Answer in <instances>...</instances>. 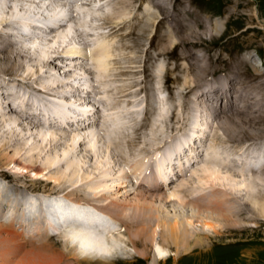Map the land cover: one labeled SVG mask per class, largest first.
<instances>
[{
    "label": "bare ground",
    "instance_id": "6f19581e",
    "mask_svg": "<svg viewBox=\"0 0 264 264\" xmlns=\"http://www.w3.org/2000/svg\"><path fill=\"white\" fill-rule=\"evenodd\" d=\"M83 1L84 0H82V2L74 1L71 3L69 2V0H58L54 2V6H51V5L47 6V3L51 1L49 0L48 1H44V0H0V25H3L8 21L9 25L11 26L16 25V24L19 25L20 30L18 31H21V29H24L25 34H22V31H21V34L31 38V40L33 41V43L31 44L32 51L34 50L33 53H36V55L38 56L39 62L44 63L43 59H47L45 50L48 51L49 49L47 50V48H44L43 45L39 42V40H37L39 37L34 36V35H45V34L48 35V33L49 34L56 33L57 37L55 38V42L63 46L67 42L69 37L71 36L73 29H72V25L70 27L69 24H72L74 22V19H80L79 23H81L82 24L81 26H83L85 29L88 27H92L91 26L92 22L97 21L98 19L102 18L101 17L102 12H105L107 10H110V12H113L114 10L111 9V6H113L114 3H117L118 5H125L124 7L119 8V10L117 9L113 13H111V16H109L110 18L105 19V21L103 22V25L94 26V28L92 29L94 33L90 32V30H87L89 31V36L91 37L94 36L96 38V43L91 45L93 46L92 49L83 50L82 47H81L82 49H79V46L75 47L76 46L75 45L74 47H71L70 49L68 48V50L65 52L66 53L65 57L69 61H72V59L74 58L82 60L83 57L88 56L87 55L88 53H86V51L90 53L92 52V54H90V58H91V61L93 60V62H95V65L98 66L99 70L97 72V79L100 81L101 79L103 80V78H105L106 75L109 76L107 71H108V68L110 67V59L114 57V52L112 51L114 49L111 48L112 47L111 43L107 41L108 40L107 38L112 37V36L114 37V35H118L122 42V46L126 45L128 42H130L133 39L132 34H136L134 36L135 37L137 36L136 38L140 39L141 38L140 33L145 32L146 27H148L151 24L149 22L150 19L154 16V14L156 15L162 9V4L165 6L164 9L166 10H167V4H168L167 1L155 0L153 2V5H154V8L157 10L156 12H151L147 7L139 8L138 10V7H140L141 4L137 5V7L134 6L135 7L134 9H136L138 12H141V15H137L138 13L137 14L135 13V15L132 18H129L127 14L128 13L127 9L130 8L129 5H132L131 1H128V0H97V1L91 0L92 2L90 0H85L84 2ZM137 1L138 3L139 1L143 2V0H137ZM37 2L42 3L43 6L38 5ZM117 4H115V6ZM240 5L242 6V4ZM19 6H23V8L21 9H24V7H29L28 11L22 12V10L21 11L18 10ZM237 7L239 8V4L237 5ZM8 8H10V10H8ZM181 13H183L182 10L180 13H178V10L174 8V10L171 11V13L166 14L167 16H162L159 13L157 14V20L156 21L154 20L155 22H153V27L156 26L158 28L156 32H159V33H157V35L152 38V41L150 44L151 47L146 50H150V51L153 50L152 49L153 41L160 33H161V36H160L161 39L163 38V41L169 43V46L167 49H171V47L175 45V42L177 40L172 36L171 37L166 36L165 32L170 31L171 29L173 31L176 29L177 31L179 27H180L179 32H181L182 22L186 20V18ZM126 16L127 18L124 20ZM16 19H22V20L17 22ZM23 19L27 20V22H25ZM100 20L102 21V19ZM204 20H202V22L204 21V26L208 22L210 23L209 17L205 18ZM34 21L39 23V25L35 26V28L33 27V24H32ZM48 22L52 23V25H55L56 26L55 29L52 30L51 32L41 31L42 29L40 28V25L47 24ZM166 25L168 26L165 27ZM185 26H188L187 32H192V31L195 32L196 30L192 25L186 24ZM62 27H66V29H63ZM214 27H213L214 30L219 32L218 25L216 24ZM33 30L36 31V33H32L31 31ZM101 30H105V31H101ZM99 31H101V33H99ZM210 33H211L210 30L202 32V33L197 31L194 35H192V37L187 38V41H188L187 43L196 44L197 41L199 42L203 40L202 35H204L205 38H207L210 35ZM173 36H176V35H173ZM11 37L14 38L13 36ZM211 37H212L211 39L216 38L213 35H211ZM77 38H78V35H77ZM145 38L146 37H144V39ZM132 43L133 42H131V45ZM136 43H139V42H136ZM180 43L181 42L176 43L177 47H179ZM1 47H2V44H1ZM127 50H129V48H127ZM18 52L21 54L20 55L17 53L19 58L25 57L26 59H28V57H26V55L22 53V50ZM12 53L13 55L16 54L15 51ZM189 57H192V56H187V57L185 56L181 58L184 61H186L188 60ZM10 59H11L10 54L9 56H4V58H2L0 61V68L6 71L8 69L7 61H10ZM194 61L195 60H193V62ZM18 62H20V60H18ZM88 62H89V59H88ZM197 62H198V66H197L198 68L196 69L191 68L190 69L191 71L193 70L196 72L200 71L201 73L206 72V70L208 71V68L205 70L206 64H208L207 62L206 64H205V61L198 60ZM244 62L248 64H252L253 58H248L246 60L244 59ZM244 62L239 63L240 66L242 64V67H243V65L245 64ZM263 65H264V62H263ZM240 66H238V68ZM250 67H252V70L257 75L256 79L257 80L259 79V81L257 82V84L259 85H256V86L254 85L256 81L255 83H250L253 81V79L252 80L244 79L246 80V82L244 81V85L240 86L241 88L239 90V92H241L240 95L243 96V101L240 103H237L234 100H232L231 105H235L234 108L235 110L237 109L238 115L243 114V117L248 116V113L250 112V117H251L250 119L242 120V118H240V116H237L236 114L235 118H233L232 120L235 121L234 119H239L237 122V125H240V126L242 125L241 134H245L246 136L253 138L255 137L254 134H260V135L264 134V130H261L262 128H264V72L259 71L257 67L254 65V63ZM10 69H12V67H10ZM93 70H94L93 73L96 72L95 69ZM164 70L165 69L159 70V74L155 76V82L158 85L161 84V79H162L161 76ZM234 76L235 74H233V76L230 73L227 74V79H229L228 82ZM86 78L87 80L89 79L87 76ZM78 81L80 82L81 80H78ZM95 81L94 83H96ZM245 84H249V85L246 86ZM194 86L195 85H193L192 87ZM227 86L226 84H223L222 87L221 86L218 87L217 90H215L212 94L209 91H211L214 87H211L209 90H207L208 87H206L205 88L206 90L200 89L196 93H194V96L196 98V102L199 105V108L201 104L207 106L208 108L207 109L205 108L204 110L201 107L202 110H200V112H198L199 110H197L195 113H192L194 107L196 106L194 105L193 107L192 106L190 107L191 109L189 112H187V114L189 113L193 119H194L193 114L194 116H197V121L193 125V127H191V133L185 134V135L178 134L177 140L176 139L170 140L168 137L169 135L166 136L167 134H164V132H162L164 130L162 126L165 122V119L169 116V113L166 109L168 108L167 107L168 105L167 106L165 105L166 102L164 101L161 93L157 95L159 96V98L154 99V100H155V103L159 105L157 106V109H156L157 111H155L156 117L154 116L155 119L152 122V125L148 131L150 133L153 131L152 133L155 132L154 134H161L160 136L158 135V137H155V140L153 141L151 145L156 146L160 144L159 147L161 145L162 146L158 149V151L155 154H153L152 157L145 156L143 152L147 151L148 149L147 148L141 149L140 146H139L138 151L135 150L134 152L132 149V151L129 152V147L131 146L133 148V145H135V142L136 140H138L139 136L136 138V135L138 133L137 134H132V133L125 134V131H126L125 129L126 128L127 130L129 129V126L125 123V120H126L125 118L126 117L128 119L130 117L138 118L139 116H141L142 114L141 110L143 109H139L138 108L139 106H138L137 107L138 109L137 108L134 110L130 109L128 111L125 105L126 103L124 104V102L126 98H134V95H133L134 93H132L131 90L129 89H125V90L120 89L118 91L116 89V91L114 92H116L119 98H121L122 100L120 99L119 103H115L116 101L114 103H111L109 99H106L104 101V104L107 105L108 107L107 110L108 111L111 110L114 114L107 113L108 115L100 116L102 120L100 123V126L95 129L92 128L94 129V133H95L94 138L97 141L98 145L93 146L91 153H93L94 151H95L94 153H97V150L99 151L101 150V152L105 151L104 158H106V161L108 160V162L106 163H108L107 165H109L110 167L115 162L114 156H116V154L123 157L122 158L123 161L125 162L129 161L128 163H125L127 168H124L123 172L121 171L122 174L117 178V183L121 187L119 191L123 192L124 195L128 193L125 191H126V184H128L129 182V177H130L129 172H132L131 174H134L131 178L132 186H136V184H139L138 188L147 186L146 187L147 189L145 188L146 191L142 192L141 194L137 193V195H135L136 197L135 199H137V202H134V205L132 207H128V205L120 204L115 201H111L109 205L107 204L106 205L107 207H105L104 205L101 206L100 203H103V204L107 203L110 199L109 197H107V195L103 194L104 193L102 192L103 185L102 184L96 185L93 189L95 190L96 195L100 196V200L98 199V202H99L98 205H100L103 209L102 216H103L104 222L102 221L100 217L96 218L92 215L94 213L91 212L92 211L91 208L83 209L81 210V213L79 214V218L81 219V221L82 220L85 222L88 221V223L93 222L97 226L94 229H92L89 224L87 225L76 224L75 217L73 215L75 213V209H78L77 206L82 205L83 203L76 202L75 198L71 197L72 195L61 194L60 196H57L55 198L53 196H50V194L49 195L39 194V195L31 196L30 201L33 203V207L31 208L36 207L37 204L38 205L41 204V211H42V208L44 207L43 216L36 218L34 223L38 225L42 223L43 221L48 220L50 223L51 230H54V231L58 229L63 230L62 235L65 237L64 238L65 241L63 242L64 246L62 250H64L68 256H72L74 258L84 260L85 262L86 261L90 262V260L96 261V264H106L110 262L109 261L110 259L117 258V257H123V258L131 257L132 258L133 255H137V256L143 255L144 256V253L142 251L136 250L134 247H136L137 243H142L141 241L142 239H139V237H141L142 234L144 235L146 234V229L142 228L140 232H137L138 234L135 233L134 235H129V233L131 232V227L132 226L137 227L136 229H138L143 223H145L144 226H148L147 228H149L151 227L153 221L155 219L157 220L158 218H162L164 224L158 223L155 229H153V233H154L153 238L147 240L149 243H151V240H152L153 243L151 244L153 248L155 249L153 263L157 261H164V260H167L170 256L177 255L176 253L171 254L168 251V249H166V247L163 246V244H167V245L170 244V245L176 246L177 250L179 251L188 250L191 245L189 236L192 238L199 231L201 233H208V234L214 233V235H218L220 234L219 232L222 230L221 225H223L224 227H229L230 229H232L233 227L236 228L237 225L239 226L245 225L246 227H250L254 229V227L256 226H249L247 222L244 223L242 221L243 223H241V221H238L237 219H233V218L234 217L238 218L244 215H248V217L251 219H256V218L264 219V199H258V196H255V191L257 190V188L264 186V169L254 170V167L252 166V164L256 162L255 158L257 157V154H255L254 151L253 153H250V154L245 152L248 154L247 155L243 153L241 149L236 151L234 148H230V144H227L225 142H222L223 143L222 145L227 146L229 149L228 153L225 152L227 154L226 158L221 159L220 157H217L216 154H209V155L207 154L205 157V161H203L204 159H201L200 153H198L199 150H202L200 149V147H205V143H210L212 140L211 138L210 142H207L209 140L207 138L210 137L207 135V133H208V130L210 129V126L212 125L210 124L212 123V120H213L212 118L217 120L218 119L217 117H222L221 113L225 111L224 109H227L228 111L230 108H232L228 100V96L230 95L231 92L229 93V91L227 90ZM89 87L91 88V86ZM86 89L88 90L89 88L87 87ZM235 89L237 90V87H235ZM5 90L7 94L12 95L9 89L8 90L5 89ZM92 92H94V90H91V91L88 90V92L87 91L86 92L85 91H72L71 92L72 99L69 101V103H66V102L64 103L63 101H59V103L53 104L54 101H51L52 103L50 105H47L44 108L43 107L39 109L37 108L38 112L40 111L42 112L41 116L40 115H37V116L41 118L43 125L39 124L40 123L38 121L39 118L35 116L38 112L36 113V110L35 111L32 110V109H35L34 108L35 105L33 104H35L36 101L35 103H32V106L30 104L32 109L30 108L29 110L32 114H34L31 117V119L33 120V123L35 120V124H36L35 129L33 128L34 130L29 128V124H26L24 126L21 120H19L18 118L12 117L13 114L16 113L15 108H12L13 104L16 103V99H11L10 102L8 100V108L6 107V109H8L7 111L9 112L8 115L10 117L5 118L3 122L0 123V126L3 127L4 131L7 134L14 135V137L16 136L20 138L21 140L26 139L27 141V139L29 140V138H31V137H28V134H30V136H32L33 134H36L37 137L40 138L39 145H36L35 147L31 148V152L34 150H38L40 148V144H44V143L47 144V147H50L52 149L53 146L57 145L63 139L62 137L64 136L63 135L62 137L58 136L59 133L53 132L51 130L52 129L51 126L50 128L48 127V125L51 122V119L55 121V124H56L55 126L58 128L59 126L63 127L67 123L68 120L70 121L74 120L75 122L74 125L79 126L78 124L79 116L81 119H86L89 117V114H92L93 111H96V108L91 107L90 105H86V104H78V103L76 104L75 99H77V97L79 99L80 97H82L83 94L86 93L87 97H85V100L87 101L88 98H91L93 94ZM141 93H143V91ZM94 95L95 93L93 94V96ZM160 97H162V99ZM219 97L223 98L224 103L221 104L223 106H220V108L218 109H213V108L210 109V104H212L213 102L217 101L216 104H219L218 103L220 102ZM79 100H81V98ZM25 102H26L25 100H23L22 102L24 106H25ZM29 102H27V104ZM92 102L94 103V101ZM128 103L132 105L131 102H127V104ZM99 104L100 103H98V105ZM40 105L41 104H39L38 107H40ZM94 105L96 106V102ZM17 110L20 111L19 108H17ZM247 110L249 112L247 113V115H245V111ZM169 111H171V109ZM21 112H18V114H21ZM24 114L25 113L22 112V115ZM2 115L4 116L6 114H2ZM204 115L206 116V118L203 117ZM28 118L30 117L28 116L27 119ZM45 118H47L48 120ZM60 121L63 123H61ZM225 122H227V120ZM70 123L72 122L67 123L69 124V127L74 126L73 123L72 124ZM128 123L130 124V119L128 120ZM233 123L235 125L236 121ZM20 125L24 126L23 132H19L18 130V126ZM220 126L221 127L224 126V128H226L227 130L229 129L230 131H232L231 129H233V133L235 134L237 133L231 124L230 125L227 124L226 126L224 123H220ZM142 128H143V124H141L135 132H138L139 130L141 131ZM89 129H90V126H89ZM132 129L133 127L131 128V130ZM81 130L83 129H81L80 127H76V134L69 136L68 139L71 144L70 145L71 150L66 152L65 153L66 155H69L71 151L72 152L76 151V148L79 145L80 147L83 146V144L85 146L86 139L83 136L85 134H83V132L80 133ZM154 134L153 136H156ZM150 135L152 136V134ZM130 137H133V138H130ZM32 140H29V141L33 142ZM151 140H153V138ZM18 143H19L18 140H10L0 145V159L2 162L1 164L2 166H4V168L7 169L11 165H13V169L17 170L16 171L17 177L22 178L24 174H33L34 175L33 181H40L42 177L49 170L51 172L52 170L51 166L56 165L54 163V160L49 162V167L45 168V170H42L37 166L35 162L31 160L24 161V162L19 161L17 158L19 153L9 155L8 152H6V150L10 149L14 145L16 146ZM140 143L142 144L144 142H140ZM145 145L149 148L148 142H146ZM7 147H10V148H7ZM135 148L136 147L134 146V149ZM186 148L188 149L186 150ZM80 150H82V148ZM140 150H141V153L137 154L139 153ZM249 152H251V150ZM130 153L135 156L141 155L142 160H140V157H138V159L135 161V159H132V157L130 156ZM213 158H215V162L212 160ZM227 158L229 159L227 160ZM152 159H154L155 175L151 169V166L149 165L150 160ZM133 160H134V163H133ZM196 164L197 165L200 164V165L196 167L197 166ZM107 165L105 168H107ZM110 167H108V169ZM105 168L103 167L99 168L98 172L97 171L95 172L98 175L99 174L109 175L110 173L108 171L110 170H104ZM68 170H70L71 172ZM68 170L61 171L60 175L49 177L47 181L51 183H55V185L59 187L66 180L70 181L72 184L79 183V182L82 184H85L88 182H92L94 179H97V177L94 178V176H96L95 175L96 173L94 172L93 173L94 176L93 175H86L85 177L81 176L79 177L78 181L77 180L74 181V179L80 175V172H78L77 169L70 168ZM103 170L104 172L101 173V171ZM50 172L48 174H50ZM147 172L149 174H147L144 177V175ZM195 175H198L199 181L197 183H191V181L194 180ZM98 177H101V175H99ZM172 180L173 181L175 180L174 183L178 184L176 186L178 187L175 190L176 192L170 193L168 195L167 194L166 195L155 194L158 190L163 188L164 185L167 184L168 186H170V184L172 183ZM100 182H102V180H100ZM197 184L201 186L200 190L204 191L205 193L199 194L200 192L196 190L198 186ZM0 188H2L0 190L1 192L0 193V206L4 202H7L10 205L8 206L10 207L9 214L13 215L11 211H14L16 214H18L17 210H18V207H20L21 205L20 202H22V200L20 199L18 200L17 196L8 197L7 195L9 194V192L6 190V188L7 189L9 188L7 185L2 183L1 181H0ZM151 190H154V191L152 192ZM208 190L210 192H206ZM241 194L242 195L244 194L243 197L241 196ZM239 198H241V201L240 203L239 202L236 203L237 207L229 206L231 201L234 202L235 199H239ZM149 199H152L151 203H148ZM170 199H173V201L177 203L180 207H182L183 210H186L188 208L195 209L196 210L195 216L187 217L184 221L180 220L178 216L177 217L175 216L173 220H167L166 218L164 219V217L161 216V210L157 208V206H155L154 204H155V201H162L164 203H167L166 201H169ZM48 203L52 205L51 208H49L50 204ZM15 205H17L18 207H15ZM111 207H114L116 211L120 213L118 212L117 214L107 213L106 209L111 208ZM56 208H58V210L59 209L62 210L61 212L63 213V215L60 213H56L58 215V218L54 219V217L52 218L51 216L52 215L51 211L53 212V210H55ZM207 208L208 209L213 208L216 210L209 211ZM204 209H207V211H205ZM227 211H229V213ZM2 212L3 210H1V207H0V216ZM67 212L69 215L66 216V214L64 213H67ZM90 212L92 214H90ZM45 214H48L50 219H48ZM23 218L24 216H22V220ZM116 218H120V219L116 220ZM14 221L15 219L10 221L9 223H5L0 220V246H1L0 260L2 261L1 264H10L9 257L17 253L11 247L18 248V244H17L18 234L14 236L11 232L8 231V229H5L7 228L5 226L9 225L8 227L12 228L10 230H13V228L15 227ZM105 222H112L115 224V226L110 227L108 225H105ZM161 222L162 220H160V223ZM60 223H63V224L60 225ZM125 227L129 229V232L127 230V233L123 235V230L125 229ZM191 229H192V232H191ZM161 234L163 235L160 236ZM182 234L185 235V237H183ZM87 235H92L96 238L87 237ZM100 238H102L106 242H103L102 239ZM198 241H199V238H197V244H198ZM197 244L195 243V245ZM27 245H30L31 247L29 246L30 247L29 250L27 252H24L20 261H17L16 264H58L61 261V257H58L60 254L56 258H53L51 254H46L49 250L46 245L44 246L40 245L41 247L39 248H35L34 245H31V242ZM131 247L133 250L131 249ZM10 248L12 249L13 253H9ZM35 250L40 251V252H37Z\"/></svg>",
    "mask_w": 264,
    "mask_h": 264
},
{
    "label": "rangeland",
    "instance_id": "374dc122",
    "mask_svg": "<svg viewBox=\"0 0 264 264\" xmlns=\"http://www.w3.org/2000/svg\"><path fill=\"white\" fill-rule=\"evenodd\" d=\"M128 1H131L132 5L128 4L131 9L130 8L127 9V12H128L127 14L129 18H132L135 15V13L137 14V10L134 9L135 8L134 6L137 7V5H139L140 3H138L137 0H134V1L128 0ZM162 1L168 2L167 10L164 9L165 6L162 4V9L160 10V12H158L159 14H161L162 16H167L166 14L171 13V11H173L174 8H176L178 10V13H180L181 10L183 11L184 14L183 13L181 14L187 20V21L185 20L182 22L181 32H179L180 27L177 29L178 32L176 31V29L174 31L171 29L170 31L165 32L166 36H170V37L172 36L177 40L175 42V45L171 47L172 50L167 49L169 46V43L163 41V38L161 39L160 37L161 33L153 41V44H152L153 50L152 51L146 50L151 47L150 44H151L152 38L156 36L157 33H159V32H156L158 28L156 26L153 27V22L157 20L158 13L156 15L154 14V16L152 17L153 19L151 18L149 21L151 24L148 27H146V30L144 33L142 32L140 33L141 38L138 39L136 38L137 36L136 37L134 36L136 34H132L133 39L126 44L127 46L126 45L122 46V42L118 35H114V37L112 36V37L107 38L108 39L107 41L111 43V46H112L111 48L114 49V50L111 49L114 52V57L110 59V67L108 68V71H107L109 76L106 75L105 78H103L104 81L102 79L100 81L97 79V72L99 69H98V66L95 65V62H93V60L91 61L90 54H92V52L90 53L86 51V53H88L87 54L88 56L83 57L82 60L74 58L72 59V61H69L66 59L65 52L68 50V48L70 49L71 47H74L75 45H76L75 47L79 46V49L83 48V50L92 49L93 46L91 45L96 43V38L94 36L93 37L89 36V31L87 30H90V32L94 33V31L92 30L94 26H97V25L100 26L101 24L103 25V22L105 21V19L110 18L109 16H111V13H113L117 9L119 10V8L124 7L125 5H118L117 3H114L113 5L114 7L111 6V9L114 10L113 12H110V10L102 12L101 14L102 18H100L102 19V21L98 19L97 21L92 22L91 24L92 27H88L85 29L83 26H81L82 24L79 23L80 19H74V22L69 25L70 27L72 25V29L75 33L72 31L71 36L69 37V39L63 46L55 42V38L57 37L56 33H51V34L48 33V35L47 34L34 35V36L39 37L37 40H39V42L43 45L44 48H47V50L49 49L48 51L45 50L47 59H43L44 63L39 62L38 56L36 55V53H33L34 50L32 51V47H31V44L33 43V41L31 40V38L25 35H22L21 31H17V30H20L19 25L16 24V25L11 26L9 25L8 21L5 24L0 25V40H1L0 41V61L2 58H4V56H9V54L11 56L10 61H7V66H8V69L6 70L7 72L4 69L0 68V123H2L5 118L10 117L8 115L9 112L7 111L8 109H6V107L8 108V100L10 102L11 99H16V103L13 104L14 107L12 106V108H15L16 113L13 114L12 117L18 118L19 120H21L24 126L26 124H29V128L34 130L36 127L35 120L33 123V120L31 119L32 116L28 114L27 110H29L30 108L32 109L31 107L32 103H35V101L36 103L33 104L35 105L34 107L35 109H32V110L33 111L36 110V113H37L39 108L41 107L44 108L47 105H50L52 103L51 101H54L53 104H57L59 103V101H63L64 103L65 102L69 103V101L72 99L71 98L72 91H85V92L87 91L88 92V90L89 91L94 90V92L92 93L93 94L95 93V95L93 96L92 94L93 97L90 95L92 100L87 99L86 101L85 97H87L86 96L87 94L85 93L82 95V97H80L81 100H79L80 98L78 99L77 97V99H75V103L76 104L77 103L86 104V105H90L91 107H95V108H96V106L94 105L95 102L96 104L100 103L99 105L102 106V108L104 109V111H102L103 113L101 116L103 115L105 116V115H108L107 113H110V114H114V113L111 110L109 111L107 110L108 107L107 105L104 104V101L106 99H109L111 103H114L115 101H116L115 103H119L121 98H119L117 93L114 91H116V89L117 91L120 89L121 90L129 89L131 90L132 93H134L133 94L134 98H131L133 99L131 102L132 105H130L129 103L127 104V102H129L130 99H126V102H124L127 104L126 107L128 111L130 109L134 110L138 106H139L138 107L139 109H143L142 107L144 105L139 104V103L141 102L145 103V101L147 102V107H146L147 109L145 108L146 110L144 112V117L142 120L143 122L141 123L143 124V128L141 129V131L139 130L138 132H135L137 128L136 130L134 128H133L134 130L133 129L131 130V128L133 127V117L129 118L130 124L128 123L129 119L127 117L125 118L126 119L125 123L129 126V129H130V130L129 129L127 130L126 128L125 134H130V133L137 134L138 133L136 135V138L139 136L138 140H136L135 142V145H133V148L131 146L129 147V152L132 151V149L135 152V150L136 151L139 150V146L141 149L142 148L149 149L145 145V143L148 142L149 144L148 146H152L151 144L155 140V137H158V135L159 136L161 135V134H154L155 132L152 133L153 131L150 133L148 131V128L151 127L152 122L154 121L156 117L155 111H157L156 109L159 104L156 103V106L154 108L153 102H155L154 99L159 98V96L157 95L161 93L162 85L164 86L163 93L165 94L164 96L166 100V101L164 100L166 102L165 105L166 106L168 105L167 107L169 108V109L166 108L169 113V116L165 119V122L162 126V128L166 132L164 130L162 132H164V134H167L166 136L169 135L168 136L169 139L173 138L177 140L178 134L185 135V134L191 133V127H193V125L197 121V116H194L193 114V117L195 119L194 120L189 113H188L189 115L187 114V112L190 111L191 106L192 107L194 105L196 106L194 107L192 113H195L197 110H199L198 112H200V110L202 109L205 110V108L206 109L208 108L207 106L203 104H201L199 108V105L196 102V98L194 96V93H196L198 90L200 89L206 90L205 89L206 87H208L207 90H209L211 87H214L211 91H209L212 94L215 90H217L218 87L220 86L222 87L223 84H226V86L228 85L227 90L229 91V93L231 92L230 95L228 96L230 105H231L232 100H234L237 103L242 102L243 96L240 95L241 92H239V90L241 88L240 86L244 85V81L246 82V80L253 79V81L250 83H255L256 81L254 85L255 86L259 85L257 84V82L259 81V79L258 80L256 79L257 75L252 70V67H250L253 63L252 64L245 63L244 59L246 60V57L250 55H255V58H257L259 54V56L262 58V62H264V23H263L264 22V0H243V1L242 0H169V1L162 0ZM187 3L191 5L192 10H195L196 12L192 11L187 6ZM115 4L117 5L115 6ZM238 4H239V8L237 7ZM240 4H242V6ZM171 5H173V7H171ZM145 7H147L151 12L157 11L152 6V4H149L148 6H145ZM21 8H23V6H19L18 10L20 11L22 10V12H26L28 11L29 7H24L25 11L24 9H21ZM8 10H10V8H8ZM184 11L185 12L187 11L186 14ZM137 15H141V12H138ZM208 17L210 18V23L208 22L204 26V21H205L204 19ZM126 18L127 16L124 18V20ZM202 20L204 21L202 22ZM183 23L185 25L186 24L192 25L196 29V30L194 29L195 32L194 31L187 32L188 26H185ZM216 24L218 25L219 32L214 30L215 28L214 26ZM167 26L168 25H166L165 27ZM62 28L66 29V27H62ZM208 30H210L211 33L207 38H205V36L202 35L203 40L199 42L197 41L196 44L187 43L188 42L187 38L192 37V35H194L197 31L202 33ZM101 31H105V30H101ZM101 31H99V33H101ZM77 35H78V38H77ZM173 35H176V36H173ZM211 35H213L216 38L211 39L212 38ZM11 36H13L14 38H12ZM144 37L146 38L144 39ZM11 38L13 41H11ZM13 42L16 44V46L14 45ZM131 42H133L132 43L133 46L131 45ZM136 42H139V43H136ZM178 42L182 43V44L180 43L179 47H177V44H176ZM1 44H2V47H1ZM126 47L129 48V50H127ZM21 50H22V53H24L26 57H28V59H26L25 57L19 58L18 54L20 53L18 51H21ZM14 51L16 52L15 55H13L12 53ZM187 51H189L190 53ZM185 56L186 57L192 56V57H189L188 60L184 61L181 57H185ZM157 57L158 58L162 57V58L158 60ZM128 58L131 61H129ZM88 59H89V62H88ZM196 59L200 61H205V64L207 62L208 64H206L205 70L208 68V71L206 70V72L204 73L203 72L201 73L200 71L196 72L194 70L191 71L190 70L191 68H195V69L198 68L197 67L198 60ZM18 60H20V62H18ZM193 60L195 61L193 62ZM242 62L245 63L243 67H242V64L241 66L239 64ZM142 63L146 64V66H150V68L152 69L154 68L153 70L154 73L149 72V74L146 76V79H145V72H143L142 75L140 72V69L142 68V65H141ZM156 63H159V64H156ZM256 64L254 65L257 67V69L261 72H264V65L260 66L259 58L256 59ZM237 65L240 66L241 69L240 67L238 68ZM146 66H144L145 67L144 69L146 72H148L149 69ZM10 67H12V69H10ZM165 67L167 69V73L165 75L166 78H163V74L165 72L164 70L161 76L162 78L161 84L158 85L155 82V76L159 74V70L165 69ZM93 69H95L96 72L93 73L94 71ZM229 73L232 74V76L233 74H235V76L232 77L230 81L228 82L229 79H227V74ZM86 76L89 78L88 80ZM78 80H81L80 81L81 83ZM164 80H167L166 85L164 84ZM89 81L93 84H91ZM94 81L96 83H94ZM193 85L195 86L192 87ZM245 85L248 86L249 84H245ZM89 86H91V88ZM87 87L89 88L88 90L86 89ZM235 87H237V90L235 89ZM5 89L7 90L9 89L12 95L7 94ZM142 91L143 93H141ZM166 91H168V93H166ZM13 92L15 95L19 97L15 96ZM29 93H32V94H29ZM138 95H140V98H138ZM160 98L162 99V97ZM148 99H150V102ZM23 100L26 101L25 106L22 103ZM140 100H143V101L140 102ZM219 100H220V102H218L219 104H216L217 101L213 102L214 104L213 103L210 104V109L213 108L214 105H216V107L218 108V106L223 104V102H221L223 101V98L219 97ZM92 101H94V103ZM27 102H29L28 103L29 105L27 104ZM39 104H41L40 107H38ZM231 106L232 108H230L228 111L226 109L225 111L221 113L222 117H217L218 118L217 120L212 118L213 119L212 123H210L212 125L210 126V129L208 130V133H207V135L210 137L207 138L209 139L207 142H210L211 138L212 140L210 143H205V147H200V149L202 150H199L198 152L200 153L201 159H204L203 161H205V157L207 154L208 155L216 154L217 157H220L221 159L226 158L227 157L226 153H228L229 149L227 146L222 145L223 144L222 142L230 144V148H234L236 151L241 149L243 153L247 152L248 154L253 153V151L255 152L256 151L255 149L264 147V134H261V135L254 134L255 137L250 138L249 136H246L245 134H241L242 125L241 126L237 125V122L239 119H234L236 123L235 125L233 123L235 121H233L232 119L235 118L236 114L237 116H240L242 120H245V119L251 118L250 112L248 110L245 111V115H247L248 112L249 113H248V116L243 117V114L238 115L237 109L235 110L234 108L235 105H231ZM17 108H19L20 111H18ZM170 109L171 111H169ZM21 111L24 112L25 114L22 115ZM18 112H21V114H18ZM1 113L6 114V115L3 116ZM41 114L42 112L40 111L35 116L41 115ZM152 115H153V118H152ZM28 116L30 118L27 119ZM203 117L206 118L205 115ZM138 118H140V116ZM136 120H139V119H136ZM226 120L227 122H225ZM51 123L52 124L48 125V127L50 128L51 126L52 127L51 130L53 132L59 133L58 136L62 137L63 135L64 136L62 137L63 139L58 143L59 145L58 144L54 145L52 149L50 147H47V144L44 143V144H40V148L38 150H34L32 152H31V148L35 147L36 145H39V141H40V138H38L36 134H33L32 136L28 134V137H31L29 138V140L33 139L32 140L33 142L29 141L28 139L27 141L26 139L21 140L20 138L16 136L14 137V135L7 134L4 131L3 127L0 126V145L10 140L19 141V143L16 146L14 145L11 148L7 147V148H10L6 150V152H8L9 155L19 153L17 156L19 161L24 162V161L31 160L35 162L37 166L42 170H45V168L49 167L50 161L54 160V163L56 164L54 166H51L52 167L51 172L49 170L46 173L48 176L45 174L40 181H33L34 179L33 174H24L23 176L24 178L23 177L19 178L16 175L17 170L13 169V165H11L10 167L6 169L4 168V166H2L1 164L2 162L0 159V181L4 183L5 185H7L8 188L13 192L12 197H15L19 194V198H21L23 197L24 194L28 192V193H32L35 195H39V194L49 195L50 194V196H53L55 198L57 196H60L61 194L67 193L66 195H72L71 197L73 198H75V196L82 195V197L85 198V200L89 202L93 201L95 204H99L98 199L100 200V196L96 195L95 190L93 188L98 184H102L103 185L102 192H104L103 194L107 195V197H109L110 200L104 204L100 203L101 206L104 205L105 207H107L106 206L107 204L109 205L111 201H115L120 204L128 205V207H132L134 205V202H137V199H135L136 198L135 195H137V193L141 194L142 192H144V190L135 188L134 186H132L131 178L134 175V174H131L132 172H129L130 173L129 182L128 184H126V191H125L128 193H126V195H124L123 192L119 191L121 187L117 183V178L122 174L123 169L127 168L125 163H128L129 161L127 162L123 161L122 160L123 157L116 154V156H114L115 162L110 167L109 165H107L108 163H106L108 162V160L106 161V158H104L105 151L101 152V150L100 151L97 150V153H94L95 151L91 153L93 146L98 145L97 141L94 138V135H95L94 129L92 128L87 130V132L86 130H81L80 132V133L83 132V134H85L83 135L84 138L86 139L85 146L84 144L81 147L79 145L76 148V151L74 152L71 151L69 155H66L65 153L71 150V147H70L71 144L68 138L69 136L76 134V129H72L71 132H65V131H62L63 128L60 129L55 126L56 125L55 121ZM220 123H224L226 126L227 124L229 125L231 124L237 133L236 134L233 133V129H231L232 131H230L229 129L227 130L226 128H224V126L221 127ZM139 124H137L136 127ZM23 125L18 126L19 132L24 131ZM261 130H264V128H262ZM150 134H152V136ZM153 134L156 136H153ZM130 138H133V137H130ZM152 138L153 140H151ZM140 142H144L142 143L143 145ZM134 146L136 147L135 149H134ZM81 148L82 150H80ZM250 150L251 152H249ZM145 152L146 151H144V153ZM130 156L136 157L135 155L131 153H130ZM215 158L212 159L214 162H215ZM228 159L229 158H227V160ZM136 160L137 159H135V161ZM121 161L122 163H120ZM133 163H134V160H133ZM106 165H107V168H105ZM199 165H197L196 167H198ZM102 167L105 168L104 170H110L108 171L110 174L109 175L99 174L101 175V177H98L99 175L95 171L98 172L99 168H102ZM108 167L110 168L108 169ZM70 168L77 169V171L80 172V175L76 177L74 181L76 180L78 181L79 177L81 176L82 177L83 176L85 177L86 175L94 176L93 174L94 172L96 173L95 174L96 176H94V178L97 177V179H94L92 182H88L85 184H82L80 182L72 184L70 181L66 180L59 187L56 186L55 183H51L47 181L49 177L60 175L61 171H66ZM104 170L101 171V173H103ZM49 172L50 174H48ZM100 180H102V182H100ZM174 181L172 180V183L170 184V186H168L167 184L164 185V187L158 190L155 194H159V195L167 194L168 195L170 193L176 192L175 190L178 188L176 187L178 184L177 183L175 184ZM198 181H199V177L198 175H195V178L194 180L191 181V183H197ZM200 187L201 186L198 185L196 189L198 192H200L199 194L205 193L204 191L200 190ZM162 189L163 191H161ZM151 191L153 192L154 190H151ZM206 192H210V191L208 190ZM35 195H32V196H35ZM243 195L241 194L242 197ZM7 196L10 197L9 194ZM255 196H258V199H264V186L257 188V190L255 191ZM151 201L152 199H149L148 203H151ZM240 201H241V198L235 199L234 202L231 201L230 205L229 204L228 205L230 207L232 206L237 207L236 203L238 202L240 203ZM166 202L167 203H164L162 201H155V204H154L155 206H157V208L161 210V216H163L164 219L166 218L167 220H173L175 216L176 217L178 216L180 220L184 221L187 217H192V216H195L196 214V210L192 208L183 210V208L180 207L177 203H175L173 199H170L169 201H166ZM111 208H108L107 210L109 212L108 211L106 212L117 214L118 211H116L114 207H111ZM207 209H204V210L207 211ZM208 210L213 211L216 209L210 208ZM227 212L229 213V211ZM117 219H120V218H116V220ZM233 219H237L238 221H241V223L247 222L249 226H256V227H254L253 229L250 227H246L245 225H242V226L237 225L236 228L233 227L232 229H230L229 227H224L223 225H221L222 230L219 232L220 234L218 235H214V233H209V234L201 233L199 231L192 238L189 236L191 245L188 250L179 251L177 250L176 246H173L170 244L169 245L163 244V246L166 247V249H168V251L171 254L176 253L177 255L170 256L167 260L157 261L155 263H153L155 249L153 248L151 244L153 242L151 240V243H149L147 240L153 238V235H154L153 229H155L158 223L164 224L163 219L162 218H158L157 220L155 219L151 227L149 228H147L148 226H144L145 223H143L138 229H136L137 227L132 226L131 232L129 233V235H134L135 233L140 232L142 228L146 229V234L145 235L142 234L141 237H139V239H142L141 240L142 243H137L136 247H134L136 250L142 251L144 253V256L143 255L142 256L133 255L132 259H129L128 261L119 260L118 262H112V263H107V264H264V219H258V218L251 219L248 217V215H244L238 218L234 217ZM160 220H162L161 223H160ZM8 226H5L7 228L5 227L4 228L8 229L9 232H11L14 236H16V233L19 230L17 231L16 228L13 230H10L12 228H9ZM14 230L16 231V233L14 232ZM127 230L129 232V229ZM191 232H192V229H191ZM162 235L163 234H161L160 236ZM183 237H185V235H183ZM194 238L196 239V241ZM197 238H199L198 244H197ZM21 239L24 241H22ZM17 240H18V243H17L18 248L11 247L17 253L9 257L10 264H16L17 261H20L24 252H27L29 248L31 247L30 245H27L30 242L25 240L24 235L18 234ZM45 242L49 243V245L47 246L49 250L46 254H51L53 258H56L60 254L58 257H61V261L58 264H84L81 261H76L75 259L77 258L74 259V257L68 256L67 253L64 250H62L63 245L56 244V242L49 241L47 239H45ZM195 243L197 245H195ZM40 245L44 246L43 244H39L38 247L35 246V248L41 247ZM11 248L9 249V253H13ZM0 249H1V246H0ZM37 252H40V251H37ZM1 263L2 261L0 260V264Z\"/></svg>",
    "mask_w": 264,
    "mask_h": 264
}]
</instances>
